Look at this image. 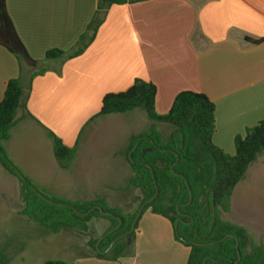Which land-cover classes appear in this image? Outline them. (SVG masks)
<instances>
[{"label":"crops","instance_id":"1","mask_svg":"<svg viewBox=\"0 0 264 264\" xmlns=\"http://www.w3.org/2000/svg\"><path fill=\"white\" fill-rule=\"evenodd\" d=\"M97 5L98 0H5L19 39L38 65L35 69L21 65L0 46V101L6 83L14 78H21L25 94L2 148L25 174L34 157L53 161L48 132L53 133L67 147L76 146L70 167L60 169L62 173H73L83 160L101 159L107 174L125 175L116 183H101L104 193L74 198L81 202L100 196L115 209L138 205L141 198L140 188L130 184L133 172L126 161L131 138L154 131L165 140L173 128L156 124L142 133L134 126L136 109L95 117L102 97L125 91L135 79L144 80L155 85V110L164 114L178 93H202L214 104L212 143L234 155L235 137L264 120V0H145L113 5L80 55L45 60L49 50L74 49ZM247 39L263 40L254 44ZM42 69L30 81L31 74ZM102 123H125L127 130L121 141L111 137L106 152L93 153L88 138ZM33 134L45 144L44 151L26 157L17 144ZM136 188L139 194H134ZM133 245L132 255L116 261L87 253L70 262L186 264L189 255V248L175 240L169 220L149 209L137 220Z\"/></svg>","mask_w":264,"mask_h":264},{"label":"trees","instance_id":"2","mask_svg":"<svg viewBox=\"0 0 264 264\" xmlns=\"http://www.w3.org/2000/svg\"><path fill=\"white\" fill-rule=\"evenodd\" d=\"M139 1L145 0H98L95 16L74 49L70 52L49 50L44 59L61 60L80 55L94 39L99 24L111 6ZM262 40L247 39L254 44ZM0 46L15 56L19 64L31 69L37 67L38 62L28 55L15 31L6 11L5 0H0ZM44 71L42 69L31 74L30 81ZM24 95L22 81L18 77L6 83L0 101V165L20 183L22 215L52 232L69 228L86 231L87 222L92 217L106 219L110 225L103 235L108 231L112 232L97 247V240L90 243V246L96 257L116 261L130 254L126 237L117 240L107 252L102 251L117 236L130 230L139 207L153 197L156 185L157 196L144 206L141 214L149 209L169 220L175 240L189 248L186 264H234L238 254L240 259L237 264H264V248L260 244L252 243L245 228L224 221L219 216L220 212L230 211L234 188L243 179L248 167L264 152V120L247 128L243 136L235 137L234 155H228L212 143L214 104L202 93H178L164 114H158L155 110L156 87L151 82L135 79L125 91L105 94L95 117L141 109L148 120L173 128L165 140L160 139L154 131L131 138L126 161L133 172L130 184L140 188L141 198L134 212L124 215L107 207L99 196L94 200L81 202L46 195L41 198L31 188L33 186L28 179L24 178L22 181L8 166L6 161H10L1 144L8 138L9 129ZM48 134L58 167L67 170L76 154V146L67 147L53 133ZM142 137L145 138L139 141L129 157L135 142ZM189 192L192 198L190 203ZM213 203L216 208L215 215ZM95 206H99L106 214H101ZM91 208L93 209L88 212ZM176 220L179 221L174 229ZM119 221V228L114 230ZM136 229L137 222L129 235L131 239ZM223 237L225 238L222 239ZM0 264H9L4 247H0ZM41 264L72 263L45 260Z\"/></svg>","mask_w":264,"mask_h":264},{"label":"rangeland","instance_id":"3","mask_svg":"<svg viewBox=\"0 0 264 264\" xmlns=\"http://www.w3.org/2000/svg\"><path fill=\"white\" fill-rule=\"evenodd\" d=\"M134 119V126L140 129L142 133L147 128L155 127L157 124L148 120L141 109H136ZM93 129L95 130L91 132L88 143L89 145L92 144L91 152L95 153L96 151L106 152L107 147L112 143L111 137H116L117 141H121L127 127L125 123H102ZM169 132L170 129H165V133ZM20 135L23 134L18 136ZM27 139L17 145L27 152L26 157L39 156L40 152L44 151L45 144H42L37 134H33ZM18 146L17 148H19ZM263 154L264 152L257 157L255 163L248 167L243 179L234 188L230 211L228 213L220 212L219 216L224 221L245 228L252 243L260 244L264 248ZM102 162L101 159L95 160L93 163H87V160H83L75 166V171L71 174L62 173L54 157L53 161L41 160V157L28 160L31 167L25 171V174L16 168L12 162L11 164L23 178L30 181L32 188L37 193L76 202L74 198H89L96 193H104L100 187L105 186L101 185L105 181L109 180L116 183V179L125 178V175L107 174L102 167ZM0 168L2 169H0V247L5 248V255L9 264H41L45 260L70 262L82 254H94L90 243L95 240L99 241L108 235L109 231L103 235L110 225L108 220L96 216L92 217L87 222L86 231L69 228L68 230L52 232L37 225L21 214L23 202L20 183L15 178L9 177V173L1 165ZM80 181H85L86 185ZM72 183L74 186L71 185ZM138 190L136 188L134 194H139ZM107 207H110L109 203H107ZM135 207H137V203L130 207H116L115 210L117 209L126 215L133 213ZM115 228L118 229L119 226L117 225ZM134 236L132 239H126L129 255L133 254Z\"/></svg>","mask_w":264,"mask_h":264},{"label":"water","instance_id":"4","mask_svg":"<svg viewBox=\"0 0 264 264\" xmlns=\"http://www.w3.org/2000/svg\"><path fill=\"white\" fill-rule=\"evenodd\" d=\"M145 137H142V138H139L136 142H135V144H134V146H133V148H132V150L129 152V157H130V155H131V153H132V151L137 147V145H138V143H139V141L141 140V139H144ZM7 162V164H8V166L10 167V168H12L13 169V171L15 172V174L22 180V181H24L25 179L23 178V176L20 174V172L10 163V162H8V161H6ZM154 185H155V183H154ZM32 188V187H31ZM33 189V188H32ZM39 194V193H38ZM39 196H41V198H43V196L41 195V194H39ZM157 196V189H156V185H155V192H154V195H153V197L151 198V199H149V200H147V201H145L143 204H141V206L139 207V209H138V211H137V213H136V216H135V219H134V221H133V224H132V227L130 228V230L127 232V233H125V234H123L122 236H119V237H117L116 239H114L112 242H111V244L109 245V247L107 248V250L106 251H108L111 247H112V245L118 240V239H120L121 237H123V236H126L127 234H129V233H131L133 230H134V225H135V223H136V221H137V219L139 218V216H140V214H141V212H142V209L144 208V206L146 205V204H148L149 202H151L155 197ZM191 192H189V200H188V203H190L191 202ZM44 200H46L47 202H50V203H52L51 201H49V200H47V199H44ZM187 203V204H188ZM94 208H96V209H98L99 211H100V213L101 214H106V213H104V212H102L101 211V208L99 207V206H95ZM92 210V209H91ZM91 210H89V212L91 211ZM216 208H215V206H214V203H213V214L215 215V213H216ZM178 221L179 220H176L175 221V223H174V229H176L177 228V223H178ZM120 224H121V222L119 221V224H118V226H120ZM110 233V232H109ZM108 233V234H109ZM230 236V235H229ZM225 237H228V235L227 236H225ZM225 237H223L222 239H224ZM232 237V236H231ZM104 238V237H103ZM103 238H101L99 241H97V244H96V246H98V244H99V242L103 239ZM182 240V239H181ZM236 241V247H237V240H235ZM103 253H105V251L103 252ZM239 259H240V256H239V254H238V258H237V261L234 263V264H237V262L239 261Z\"/></svg>","mask_w":264,"mask_h":264},{"label":"flooded vegetation","instance_id":"5","mask_svg":"<svg viewBox=\"0 0 264 264\" xmlns=\"http://www.w3.org/2000/svg\"><path fill=\"white\" fill-rule=\"evenodd\" d=\"M114 230H116V228H114ZM128 231H129V230H128ZM128 231H127V232H128ZM111 232H112V231H110V233H111ZM127 232H124L123 234H125V233H127ZM110 233H109V234H110ZM131 233H132V232H131ZM121 235H122V234H121ZM121 235H119V236H121ZM129 235H130V233L127 234L126 236L121 237V238H125V237H126V239H127V238H130ZM104 237H105V236H104ZM117 237H118V236H117ZM117 237H116V238H117ZM116 238H115V239H116ZM118 240H119V239H118ZM106 250H107V249H106ZM106 250H104V251L107 252ZM104 251H102V253H103Z\"/></svg>","mask_w":264,"mask_h":264}]
</instances>
